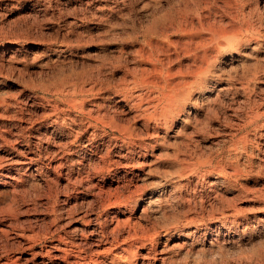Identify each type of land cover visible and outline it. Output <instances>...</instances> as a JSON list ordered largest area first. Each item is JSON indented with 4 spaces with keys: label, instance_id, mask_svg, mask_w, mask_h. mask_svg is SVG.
Returning <instances> with one entry per match:
<instances>
[{
    "label": "rangeland",
    "instance_id": "374dc122",
    "mask_svg": "<svg viewBox=\"0 0 264 264\" xmlns=\"http://www.w3.org/2000/svg\"><path fill=\"white\" fill-rule=\"evenodd\" d=\"M66 235L264 264V0H0V264H74Z\"/></svg>",
    "mask_w": 264,
    "mask_h": 264
},
{
    "label": "bare ground",
    "instance_id": "6f19581e",
    "mask_svg": "<svg viewBox=\"0 0 264 264\" xmlns=\"http://www.w3.org/2000/svg\"><path fill=\"white\" fill-rule=\"evenodd\" d=\"M170 22V21H169ZM191 23V22H190ZM217 34V33H216ZM200 40V39H199ZM199 43H200V41H199ZM201 53V52H200ZM202 55V54H201ZM196 67V66H195ZM142 73V72H141ZM162 85V84H161ZM73 88V87H72ZM177 94V93H176ZM173 95L170 97V99L172 100L173 99ZM161 99V98H160ZM211 107V106H210ZM260 116H261V113H256V114H254L251 118H250V120H249V122L250 123H252V122H257L258 120H259V118H260ZM100 117V116H99ZM102 117H104V116H102ZM97 120V119H96ZM110 120H112V119H110ZM107 121V119L106 120H104L103 119V123H106V124H111V125H113L112 123H114V122H111V121ZM101 121V120H100ZM113 121V120H112ZM166 121V120H165ZM105 124V125H106ZM115 124V123H114ZM88 125V124H87ZM96 125V124H95ZM119 130H120V132H122V135H123V140H125V141H130V138L132 137V135L134 134V129H133V127H125V126H123V127H120L119 128ZM107 134V133H106ZM127 143V142H126ZM8 160V159H7ZM201 175V174H200ZM203 175V174H202ZM201 175V176H202ZM113 197H111V196H107L103 201H102V204H107V203H112V202H114L115 200H113L112 199ZM115 198V197H114ZM136 200H138V199H136ZM140 200V199H139ZM151 201V200H150ZM139 203L136 201L135 202V205H138ZM128 205V204H127ZM105 206V205H104ZM122 206V205H121ZM146 210V207L144 206V204L142 205V207H141V211H145ZM87 218V217H86ZM90 218V217H89ZM68 220H69V217H68ZM69 223V222H68ZM72 227V226H71ZM76 229V228H75ZM79 229V228H78ZM97 230V229H96ZM69 231V230H68ZM84 231V230H83ZM83 231H82V233H83ZM95 231V230H94ZM77 233H78V231H77ZM81 233V232H80ZM107 234V233H106ZM135 234V233H134ZM133 233L132 234H130L128 237L131 239V240H135V239H137V238H135V235H134ZM82 235V234H81ZM62 236H64V234L62 235ZM77 236V235H76ZM107 236V235H106ZM105 235H104V233L102 234V238L104 237H106ZM88 237V236H87ZM113 237V236H112ZM66 241H69V243L72 245H70L72 248H70V247H63V252H64V257H66V255L67 254H69V253H73V255H74V264H85L86 262H88L89 260H92V255L91 254H86V252H85V247H82L81 245H79L78 243H77V241H75L74 239H73V237H71V236H67L66 235ZM85 238H86V236H85ZM112 239V238H111ZM128 239V238H127ZM89 241V240H88ZM95 241V240H94ZM100 241V240H99ZM98 241V242H99ZM130 241V240H129ZM97 242V243H98ZM89 243V242H88ZM111 244H113V243H111ZM56 245V244H55ZM58 245V244H57ZM62 246V245H61ZM55 247V246H54ZM61 248V247H60ZM89 249V248H88ZM62 252V253H63ZM71 255V254H70ZM63 257V256H62ZM92 262H93V260H92Z\"/></svg>",
    "mask_w": 264,
    "mask_h": 264
}]
</instances>
